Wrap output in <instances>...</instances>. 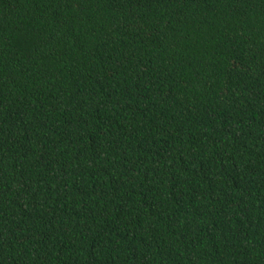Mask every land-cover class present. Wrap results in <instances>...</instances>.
I'll return each instance as SVG.
<instances>
[{
  "label": "trees",
  "instance_id": "1",
  "mask_svg": "<svg viewBox=\"0 0 264 264\" xmlns=\"http://www.w3.org/2000/svg\"><path fill=\"white\" fill-rule=\"evenodd\" d=\"M0 264H264V0H0Z\"/></svg>",
  "mask_w": 264,
  "mask_h": 264
}]
</instances>
